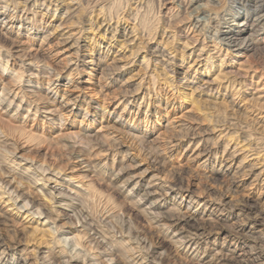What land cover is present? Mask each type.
I'll return each instance as SVG.
<instances>
[{"label":"clouds","instance_id":"1","mask_svg":"<svg viewBox=\"0 0 264 264\" xmlns=\"http://www.w3.org/2000/svg\"><path fill=\"white\" fill-rule=\"evenodd\" d=\"M0 264H264V0H0Z\"/></svg>","mask_w":264,"mask_h":264}]
</instances>
